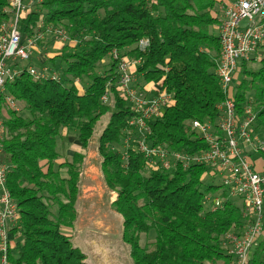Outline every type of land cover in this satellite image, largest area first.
Instances as JSON below:
<instances>
[{"label":"trees","instance_id":"16d2710c","mask_svg":"<svg viewBox=\"0 0 264 264\" xmlns=\"http://www.w3.org/2000/svg\"><path fill=\"white\" fill-rule=\"evenodd\" d=\"M35 1L18 21L22 40L45 27L64 29L69 40L56 54L49 49L42 61L61 73L60 82L34 81L23 72L4 84L0 99L2 161L21 221L10 264H85V255L63 233L77 220L84 161L82 153L58 161L56 138L67 128L76 131L82 150L91 142L96 145L104 186L116 195L110 208L122 219L121 239L132 264H230L223 237L240 232L245 222L241 207L231 201L214 212L204 206L206 195H224L219 186L203 183L210 168H147L133 146L126 162L111 149L122 150L127 122L134 116L117 87L116 61L109 56L113 50L127 61L139 60L131 70L133 88L152 92L159 87L171 96L161 117L148 123V143L189 154L206 149L190 122L214 123L217 105L226 98L215 76L220 51L213 33L216 0ZM7 3L0 0V11ZM141 39L148 40L143 52L135 47ZM53 42L47 38L36 48ZM260 54L256 71H247L246 62L238 64L230 92L238 111L251 99L258 131L264 124V49ZM105 92L108 102L103 104ZM5 97L28 116L11 110ZM142 236L149 241L140 244ZM248 264H264V238Z\"/></svg>","mask_w":264,"mask_h":264},{"label":"built area","instance_id":"2783aa9c","mask_svg":"<svg viewBox=\"0 0 264 264\" xmlns=\"http://www.w3.org/2000/svg\"><path fill=\"white\" fill-rule=\"evenodd\" d=\"M221 2L217 22L220 51L215 76L226 98L217 105L214 123L208 120L190 122L191 131L205 143L206 149L189 154L148 143V123L161 117L171 103V96L161 93L159 87L152 92L133 88L135 79L130 66L138 64L139 60L127 61L120 58L115 50L109 56L116 61L117 87L134 116L127 122V136L123 139L122 150L111 149L119 152L122 161L126 162L127 150L133 146L147 168L164 171L187 170L195 165L210 168L212 176H209L219 177V192L224 195L208 194L204 204L210 212H214L229 202V197L239 200L245 224L238 233H226L222 246L230 264H248L252 250L264 238V134L260 137L254 128L257 115L251 99H246L241 111H238L230 92L238 64L250 61L251 54H257L254 60L260 61V51L264 49V0ZM35 3V0H8L0 11V99L4 84L12 82L23 72L34 81L60 82L62 79L58 70L44 64L40 68L27 64L41 35L37 31L23 41L17 24ZM41 26L42 23L38 25ZM47 33H52L58 42L69 40L62 28H50ZM135 47L143 52L148 47V40H139ZM74 82L79 83L78 80ZM100 100L103 104L107 103L108 93L105 92ZM5 103L11 110L16 109V102L11 97H5ZM2 138L0 117V264H10L9 252L19 238L21 221L19 208L6 184L8 168L2 161Z\"/></svg>","mask_w":264,"mask_h":264},{"label":"rangeland","instance_id":"374dc122","mask_svg":"<svg viewBox=\"0 0 264 264\" xmlns=\"http://www.w3.org/2000/svg\"><path fill=\"white\" fill-rule=\"evenodd\" d=\"M219 3V4H218ZM215 3L216 9V25L213 27V33L217 36V22L220 17L219 2ZM46 28V29H45ZM44 32L40 33L41 39L37 42L46 43L47 38L54 39L53 43L60 44L61 47L65 41H57L50 31L51 27H45ZM68 43V41H66ZM51 46H44L43 48H34L30 60H44L50 52L56 54L57 49ZM132 48V47H130ZM50 49V52H49ZM59 49V48H58ZM257 54L250 55V61L246 62L247 71H256L260 67L259 61L254 60ZM39 57V58H38ZM103 62L108 63L106 57ZM25 64V63H24ZM40 68L41 65H33ZM132 70V66H130ZM56 71V69L51 68ZM242 76H240L241 78ZM75 81V80H73ZM80 82V81H79ZM82 82H85L82 80ZM77 83V82H76ZM78 84V83H77ZM89 83H83L87 86ZM15 111L23 117L28 115L22 111V106L16 103ZM256 111V110H255ZM261 130H257V134L261 137L264 134V124L261 123ZM56 150L59 154L60 162L70 160L74 153H82L84 155L83 167L81 170L80 181V195L77 199V220L72 229H64L63 233H68L73 247H77L83 254L88 257L87 263L89 264H132L129 257L128 246L122 242V219L113 212L110 208V203L116 198V195L107 191L104 186L102 174L99 169L101 159L97 154L96 145L91 142L86 150H82L76 140V131L74 129H62L59 136L56 138ZM61 177H66L65 170L60 169ZM219 177H211L209 175L203 178V183L207 185H220ZM222 190V189H221ZM229 200L240 206V202L236 197H229ZM204 206L207 208V204ZM148 238H151L150 235ZM147 238V239H148ZM144 236L140 239V244L146 241Z\"/></svg>","mask_w":264,"mask_h":264},{"label":"crops","instance_id":"0c3cea01","mask_svg":"<svg viewBox=\"0 0 264 264\" xmlns=\"http://www.w3.org/2000/svg\"><path fill=\"white\" fill-rule=\"evenodd\" d=\"M216 2L218 3L219 2V0H216ZM222 3V2H221ZM221 3H220V5H219V9H221ZM219 4V3H218ZM60 44H57V43H52V47H54V48H56V49H58L60 46H59ZM39 58V57H38ZM29 64H31V65H36V64H38V65H41L42 66V64H43V62H42V60H30V62H29ZM115 199H113L112 201H111V203L114 201ZM110 203V204H111ZM65 235H67V236H69V234L68 233H64ZM75 248H77V247H75ZM85 255V261H84V263L85 264H89V263H87V259H88V257H86L87 255L86 254H84Z\"/></svg>","mask_w":264,"mask_h":264}]
</instances>
